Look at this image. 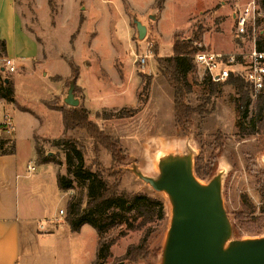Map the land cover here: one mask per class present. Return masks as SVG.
Instances as JSON below:
<instances>
[{
    "label": "rangeland",
    "instance_id": "374dc122",
    "mask_svg": "<svg viewBox=\"0 0 264 264\" xmlns=\"http://www.w3.org/2000/svg\"><path fill=\"white\" fill-rule=\"evenodd\" d=\"M66 1L73 3L70 9L71 15L65 11L61 14L64 4L60 0H40L38 2L21 0L18 3L26 29L31 31L39 41L43 54L53 58L49 61L42 60L39 65H35L34 70L28 68L23 71L19 65L20 62H15V71L9 72L7 69L0 71V81L1 78H8L14 85L16 102L31 110L24 111L23 114L14 111V122L20 133L18 148L23 155L29 149L28 140L31 128L34 134L43 138H52L63 134L64 129L61 131L58 129L57 116L54 113H46L42 99L47 91H52L57 86L50 79L51 73L53 71L60 73L68 71L69 61L76 64L75 61L79 62L87 54L85 49L94 34L93 29L97 34L95 47H91L98 49L104 54L103 56L106 55L105 59L112 56L113 53L116 54V51L110 48V39L115 42V38L122 42L124 49L129 48L125 40L130 39L131 42L136 43L137 54L147 53L155 58L156 52L158 54L159 44L162 52L170 50L171 53V42L175 33L180 39L196 38L193 40V44L200 40L204 47L210 49L215 48L208 42L205 43L203 36L206 38L205 41L216 37L212 43L214 46L235 51L238 45L233 44L235 36L234 12L254 1L255 11L246 24V32L243 37L240 40L238 38L240 42L238 48L247 49L253 44L257 45L258 40L264 42V7L260 6L257 0H111L108 4L104 0ZM91 2H93V12L91 10V14L88 13V17L85 19L82 16V9L79 7L81 4L91 6ZM122 15H124L125 22ZM134 18L146 26V33L141 39L138 38L133 22ZM58 55L66 61L63 58H58ZM114 56L118 59L103 65L101 75L96 71V76H94L92 65L82 68L81 76L83 83L87 86L90 99L88 103L91 107H97L100 103L118 105L117 97L99 96L97 86L93 84L97 79L99 82L108 78L114 79L116 73L130 76L131 61L127 58L122 59L120 55ZM150 56H147L143 65L152 71L154 60ZM137 59L136 64L139 65ZM187 75L189 76H186L185 82L189 88L182 91L179 99L190 106L191 112L183 127L178 126L174 121V110L172 114L165 91H163L164 88L159 84L160 80L151 83L150 100L141 114L131 117L128 121H119L112 126L122 139L124 132L136 129L145 118L162 121L163 135L162 131H158L154 125H151V130L142 132L143 137L139 135L142 140L135 141L138 145H132L129 148L132 155L126 152L122 144L105 129L103 124L92 121L88 116L99 131L111 137L112 141L120 147L119 156L125 157L124 163H113L110 153L101 145L96 144L97 149H95L94 140L83 129L74 128L66 131V136L83 147V169L90 167L92 171L98 172L109 183L119 181L118 189L124 190L128 194H146L160 202V206L156 207V214L151 217L152 220L147 219L142 228L128 230L125 229V224L121 223L107 231L108 238H116L110 248L111 257L107 259V264H160L162 249L170 225L172 205L165 192L155 191L150 185L134 175L130 168L133 163L139 161L141 169L146 175L148 173L155 175L156 172L151 164L152 159L171 148V151L183 153L190 149L193 152L194 149L193 174L195 178L202 185L208 184L212 179L219 182L222 205L232 227V235L226 244L237 239L264 237V212H262V208H264V119L255 125L254 111L257 108L258 99H250L247 118H240L235 110L234 102L237 90L232 84L227 81L218 82L215 92L211 93L209 88L212 82L204 80L200 69L196 67ZM145 76L147 74H143L142 80L145 79ZM149 76L151 77V75ZM161 76L165 79L162 74ZM71 80L70 78L65 80L64 93L67 92ZM129 80L131 86L136 82L132 75ZM166 82L168 83L167 80ZM163 86L165 87V85ZM75 89L76 87H74L75 97L82 99L81 88ZM172 90L174 94V89L172 88ZM148 93L149 89L147 97ZM126 96L129 101L130 94L128 93ZM44 103L53 107L58 106L56 98ZM1 104L8 106L1 102L0 113L6 111L1 107ZM79 104L83 103L79 102ZM132 108L123 107L108 112L102 111V117L119 110L127 112ZM19 115L21 116L19 117ZM250 129L254 131L248 133L247 131ZM40 146L44 152H52L51 154L59 162L58 164L66 163V151L58 149L48 141L41 142ZM212 163L214 166L210 174L196 176L195 165L202 166L205 172L206 167H210ZM110 167L119 171L120 174L117 178L107 174ZM78 169V167L71 166L72 171ZM71 175L73 174L71 173ZM74 193L80 198L81 205L84 207L88 200L85 182H74L73 191L69 196ZM61 195L64 198L63 192ZM242 197H245L254 209L245 208L241 204ZM61 203L62 199L60 198L54 202L53 208L58 209ZM119 213L129 218L134 215L132 210ZM146 228H150L145 239L148 250L146 258L140 257L134 261L126 259L124 254L127 248L139 244L146 233ZM120 230H124L123 235H119ZM88 254V250H86L84 264L89 263ZM54 264H67V259L56 254Z\"/></svg>",
    "mask_w": 264,
    "mask_h": 264
},
{
    "label": "crops",
    "instance_id": "0c3cea01",
    "mask_svg": "<svg viewBox=\"0 0 264 264\" xmlns=\"http://www.w3.org/2000/svg\"><path fill=\"white\" fill-rule=\"evenodd\" d=\"M20 1L21 0H0V39L5 42V52L2 56L12 58L14 64L15 62H20L19 65H21L20 67L23 71L28 68H32L34 70L35 65H39L42 60L49 61L53 58L43 54L39 41L31 31L26 29L24 20L22 19V15L20 14V10L18 8V3ZM34 1L38 2L40 0ZM104 1L108 4L111 0ZM60 2H63L64 4L61 14L65 11L71 15L70 9L72 8L73 3H68L66 0H60ZM129 7L132 9L130 4ZM79 8L82 9V16L86 19L88 17V13L91 14L90 11L93 9V2H91V6L81 4ZM91 12H93V10ZM124 15H122V18L125 22ZM234 28V39L236 38V40L233 39V44H237L239 47L240 42L238 41L239 37L236 35L235 25ZM93 31L94 34L85 49L87 54H85L79 62L75 61L79 69L78 77L75 83L81 88L82 94V99H78L79 102H82L88 110L89 118L92 121L103 124L105 129L122 144V147L125 148L126 152H129V154L132 155L133 153L130 152L129 148L132 145H138L135 141H141L143 137L142 132L151 130V125H154L158 131H162L163 135L164 130L161 128L162 121L156 119L149 120V118H145L136 129L124 132L122 139L117 135L112 126L119 121H128L131 117L142 113L150 100L151 83L156 80H160L159 84L162 88H164L163 91H165L170 112L173 114V90L161 76L153 55L150 56L151 54L148 55L147 53L137 54L136 43L131 42L130 39L128 41L125 40L126 45H129V48L124 49L122 42L115 38V42L110 39V48L111 50L116 51V54L113 53L112 56L105 59L106 55L103 56L104 54L99 52L98 49H93L95 47V36L97 34L95 29H93ZM203 39L206 40L205 36H203ZM215 39L216 37L209 39L208 41L204 40V42H208L215 48L212 50L222 52L230 51V49L226 50L220 46H214L212 43ZM92 42L93 45H91ZM124 51H126L127 54L126 52L124 53ZM157 51L158 55L164 57L170 56L172 53V51L170 53V50H163L165 52H162L160 44L157 47ZM114 55H120L122 59L127 58L131 61L129 67L130 76L132 75V78L136 79V82L133 86H131L129 80L130 76L119 75L117 73L114 79L108 78L102 80L101 82L95 78L96 81H94L93 84L94 86H97L98 95L102 97H117L116 102L118 105L115 106L111 105L112 103H100L97 107H91L88 103L90 99L87 86L83 83L81 76V73L83 72L82 68L92 65L94 67V76H96V71H98L101 75V68L103 65L107 62H115L118 59ZM142 55H147L148 57L150 56L153 58L154 69H152V71L143 65L146 61L144 63H140L137 60L139 65L136 64V59ZM58 56V58H63L60 55ZM2 70L4 69L0 66V71ZM70 72V67L68 71L64 73L53 71L50 75V79H52L54 81L53 83L57 86H55L52 91H47L42 99V105L44 106L46 113H54L57 116L59 131L64 129L62 122V110L57 109V107L47 105L44 102H50L53 98H56V100H58V105H62V103L64 104L63 99L66 96V93H64L65 80L70 77ZM139 73L151 75L152 77L149 85L148 97L145 103L133 116L104 119L102 117L103 112H108L113 109L118 110L123 107H136L138 105L137 92L142 84V78ZM163 85H165V87ZM128 93L130 94L129 101L127 99L128 96H126ZM13 99L14 102L6 101L5 99L0 98V103L4 102L5 105H8L4 106L1 104V107L6 111H1L0 115L8 114L14 122V111L23 114L24 111L31 110L19 105L16 102L14 97V85ZM20 116L21 115H19V117ZM34 135L37 136L38 140H52L59 137L43 138L38 134H34L31 128L28 140L30 143L29 149L28 152L23 155L20 153V149L18 148L20 133L19 130L17 131V125L14 122V131L12 135L14 150L10 154L0 156V264H54L56 254L64 256L67 259V264H84L83 260L86 250H88L89 253V263L85 264H92L95 259L97 248L96 230L91 225L85 223L79 228V230L72 231L65 220L64 212L66 209V203L69 198V194L72 193L73 189H69L67 191L59 189L56 176L58 172L64 174L66 169H68V166L66 163H36ZM139 135H142V137L139 138ZM171 149L163 151L162 154H186L189 152L186 151V153H183L181 151H171ZM48 153L51 154L52 152ZM192 154H194V149ZM158 162L159 156L152 159V168L155 170L156 174L150 175L148 173V176H157L159 173ZM133 164H135L136 167L143 174H145L141 169V163L139 161H136V163ZM130 170L132 172V166ZM62 192L64 194V198H62ZM60 198L62 199L60 207L58 209L53 208L54 202H57ZM60 211H63V213H60Z\"/></svg>",
    "mask_w": 264,
    "mask_h": 264
},
{
    "label": "trees",
    "instance_id": "16d2710c",
    "mask_svg": "<svg viewBox=\"0 0 264 264\" xmlns=\"http://www.w3.org/2000/svg\"><path fill=\"white\" fill-rule=\"evenodd\" d=\"M260 6L264 7V0H257ZM193 39L186 40L177 37V33L174 34L172 41V54L170 56L161 57L157 52L155 60L157 62L160 73L168 81L169 85L174 89V121L178 126H182L189 118L191 112L190 106L183 103L179 99V95L182 91L188 90L189 86L186 84V76L190 71L196 69V65L193 62V54L198 49L193 44ZM257 48L264 50V42H257ZM5 52V42L0 39V57ZM70 67V79L74 81V87L77 89L75 83L79 69L74 62L69 61ZM143 77V74H139ZM140 90L138 91V105L129 109L127 112L122 110L110 115H105L104 118L111 117H129L134 115L140 107L145 103L147 99V92L150 85L151 77L149 75L144 77ZM208 80V76L204 77ZM7 79V80H6ZM209 81V80H208ZM236 88L237 96L235 98V110L240 118L246 119L248 116V106L251 103L248 96V92L244 88V83L238 78H232L230 76L227 80ZM218 82H212L210 84V92H215ZM75 89V90H76ZM0 98L6 101L14 102L13 99V85L8 78H1L0 81ZM258 105L254 111L255 125L261 123L264 119V92L260 93L257 97ZM256 99V100H257ZM81 100V99H80ZM57 109L62 110V122L64 126V132L61 136L49 140L35 139L36 160L38 164L54 162L59 163L54 155L44 152L40 146V142H49L58 149L66 151V164L68 166L67 173H57L56 181L59 189L67 191L74 188V182H85L87 189L88 200L84 207L81 205V200L76 193L71 194L66 203L65 220L67 221L72 231H77L79 228L87 223L91 225L97 232V248L95 259L92 264H107V259L111 257V246L115 242V237L108 238L107 231L111 228L124 223L125 229H139L146 223L147 219L152 220V215L156 214V207L160 206V202L154 198L147 196L146 194H128L124 190H119V181L109 183L98 172L92 171L90 167L83 169V147L76 141L66 136V131L69 129H83L94 140V148L96 144L103 146L110 153L113 163H124V156H119L120 147L112 141L111 137L99 131L95 124L89 120L88 111L79 104L78 106L71 107L65 104L58 105ZM253 122V125H254ZM254 130L250 129L247 132L252 133ZM9 141L0 139V156L4 154H10L14 150L13 144H8ZM12 143V142H11ZM97 162V161H96ZM78 167V170L71 172L70 168ZM214 164L210 167H206L204 172L202 166H194V173L196 176L208 175L213 171ZM108 175L119 176V171H115L110 167ZM71 173L73 175H71ZM241 204L247 209H254L252 204L245 198H241ZM134 211L132 217L122 216L120 211ZM261 211V210H260ZM264 212V208H262ZM150 228H146L145 235L139 241V244L129 246L124 254L126 259L134 261L137 258H146L148 250L145 245L146 236L149 234ZM124 230H120L119 235H123ZM145 245V246H144Z\"/></svg>",
    "mask_w": 264,
    "mask_h": 264
},
{
    "label": "water",
    "instance_id": "95a60500",
    "mask_svg": "<svg viewBox=\"0 0 264 264\" xmlns=\"http://www.w3.org/2000/svg\"><path fill=\"white\" fill-rule=\"evenodd\" d=\"M138 38L146 26L133 19ZM7 80V79H6ZM71 80L63 102L78 106ZM162 154L157 176L143 174L135 164L132 172L155 191L165 192L172 215L160 264H264V237L237 239L226 244L232 227L224 211L219 182L202 185L193 174V154Z\"/></svg>",
    "mask_w": 264,
    "mask_h": 264
},
{
    "label": "built area",
    "instance_id": "2783aa9c",
    "mask_svg": "<svg viewBox=\"0 0 264 264\" xmlns=\"http://www.w3.org/2000/svg\"><path fill=\"white\" fill-rule=\"evenodd\" d=\"M256 4L251 1L247 6L234 12L236 35L242 38L246 32V24L253 16ZM198 48L193 54V62L200 69L203 76H208L211 82H223L230 76L243 81L244 88L250 99L257 98L264 92V50L258 49L255 44L247 49L238 48L235 51L222 52L204 47L198 40L194 42ZM204 47V48H203ZM147 55L138 57L140 63L146 61ZM0 66L12 72L16 69L12 58L0 57ZM14 122L8 114L0 115V139L12 142ZM63 213V211H60Z\"/></svg>",
    "mask_w": 264,
    "mask_h": 264
}]
</instances>
